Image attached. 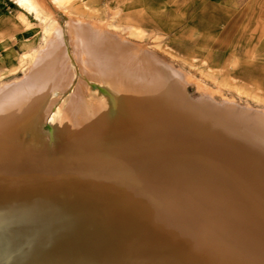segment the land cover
Here are the masks:
<instances>
[{
    "label": "rangeland",
    "instance_id": "obj_1",
    "mask_svg": "<svg viewBox=\"0 0 264 264\" xmlns=\"http://www.w3.org/2000/svg\"><path fill=\"white\" fill-rule=\"evenodd\" d=\"M16 3L19 6V0ZM31 4V8L18 7L26 30L35 34L26 50L30 54L18 57L17 70H0V89L26 79L35 58L58 30L66 41L71 71L68 86L53 89L43 109L13 136L14 158L33 161L57 157L64 147V131L60 129L59 133L57 127L63 126L68 107L78 97L86 106L95 103L93 85L100 86V83L90 67L84 65L83 68L80 64L78 47L70 38L73 25H80L86 34H94L105 47L113 38L124 40L130 45L134 59L144 56L146 59H140L147 60V57L156 56L158 60L155 61L162 68H172L185 75L186 94L194 100L207 94L216 103L234 101L240 107L264 110V0H31ZM97 106L100 108V103ZM134 115L130 113L127 117ZM68 125L67 131L71 127ZM217 144L218 149L208 152L204 148L199 153L201 148L198 147V154L194 153L198 158L210 157L212 161L208 159L206 163L167 157V161L176 165L170 175L175 187L169 193L166 190L170 189V183L164 182L162 174L154 176L149 183L164 200L173 194L184 197L190 190L195 192L201 211L210 223L225 224L226 227L221 225V231L236 234L235 240L240 237L238 232L244 233L247 238L241 237L247 243L246 254L264 264V252L255 247L249 232L250 229L260 234L255 221H264V213L249 205L261 204L255 200H259L258 194L250 186L242 185L246 177L235 171L232 145L225 148L219 141ZM247 150L244 148L240 152ZM150 152L144 153L147 163L155 156ZM238 156L256 167L264 179V159L260 154L248 152ZM207 164L210 170L206 173H212L217 189L203 184L202 175L206 173L201 167ZM49 172L32 170L21 176H7L0 202V221L3 227L12 226L16 233L31 236L35 241L21 249L32 253L31 257L36 250L43 256L54 253V258H61L60 264H87L89 248L93 249L95 258L109 246V259L126 264L125 253L136 246L140 238L137 211L125 205L120 207L116 202L118 194L103 188L100 191L78 188L75 182L54 175L57 169ZM136 179L143 181L139 182L141 187L156 198L144 183V176L138 175ZM248 196L252 197V202L248 201ZM83 225L88 230L83 235L84 241L80 238L85 230ZM10 246L9 249H15L13 240Z\"/></svg>",
    "mask_w": 264,
    "mask_h": 264
},
{
    "label": "bare ground",
    "instance_id": "obj_2",
    "mask_svg": "<svg viewBox=\"0 0 264 264\" xmlns=\"http://www.w3.org/2000/svg\"><path fill=\"white\" fill-rule=\"evenodd\" d=\"M32 4L31 0L19 2L20 6L28 8L33 7ZM71 29L70 38L78 47L80 64L90 67L100 83V86L93 85L95 103L86 106L78 97L68 107L63 126L57 127L59 133L60 129L64 131V147L57 157L33 161L14 158L13 136L43 109L53 89L68 86L71 71L68 50L63 34L58 30L35 58L26 79L0 89V202L8 175L21 176L32 170L50 173L49 170L57 169L54 175L75 182L78 188L92 191L103 188L119 195L116 202L120 207L125 205L137 211L138 220L135 219L140 222V238L138 244L125 253L126 264H261L246 254L244 233L238 232L240 237L235 240L236 234L221 231V225L226 227L225 224L210 223L201 211L200 199L195 192L190 190L184 197L173 194L164 200L149 181L162 174L164 182L170 183V189L166 190L169 193L175 187L170 175L176 165L167 161L168 158H191L206 163L208 159L212 161L210 157L202 155L198 158L199 155L194 153L198 154L204 148L208 152L218 149L219 141L225 148L232 145L235 152L230 157L235 171L246 177V183L242 185L250 186L259 197V200L254 199L261 203L249 205L264 213L263 175L238 156L249 152L260 154L264 159V110L240 107L234 101L216 103L207 94L194 100L186 94L185 75L172 68H162L156 63V56L147 57V60H141L146 59L144 56L134 59L130 45L122 39L113 38L105 47L98 37L86 34L80 25H73ZM96 88H99V96ZM145 97H149L148 101ZM130 113L135 115L128 118ZM68 124L71 127L67 131ZM198 147L201 149L197 151ZM244 148L248 150L240 152ZM148 151L155 155L151 163H147L144 156ZM209 167L207 164L201 170L206 173ZM206 174L202 175L203 184L215 189L212 173ZM138 175L144 176V183L156 198L141 187L144 179L137 180ZM168 179L171 181L167 182ZM190 184H187L189 189ZM246 198L252 202L251 196ZM255 222L260 234L249 229L250 236L255 247L264 252V221ZM1 223L0 231L4 228ZM11 234L15 235L12 237L15 249L21 250L24 245L35 242L31 236L22 237L15 231ZM8 245L0 240V249L7 246L9 250ZM110 251L106 246L101 255L94 258L96 254L89 248L87 264H119L109 259Z\"/></svg>",
    "mask_w": 264,
    "mask_h": 264
},
{
    "label": "crops",
    "instance_id": "obj_3",
    "mask_svg": "<svg viewBox=\"0 0 264 264\" xmlns=\"http://www.w3.org/2000/svg\"><path fill=\"white\" fill-rule=\"evenodd\" d=\"M19 6L16 0H0V70H17L18 57L30 54L26 50L35 34L26 30L20 18L22 13L18 10Z\"/></svg>",
    "mask_w": 264,
    "mask_h": 264
},
{
    "label": "water",
    "instance_id": "obj_4",
    "mask_svg": "<svg viewBox=\"0 0 264 264\" xmlns=\"http://www.w3.org/2000/svg\"><path fill=\"white\" fill-rule=\"evenodd\" d=\"M49 225H51V224H49ZM60 226L63 227V224H61ZM60 226H59V228H60ZM83 226L81 228H83ZM85 226H84V229L85 230L83 231V234L80 236V238L82 240L84 239L83 235L88 232L87 227H85ZM42 228H39V229L42 230ZM59 228H56V229H59ZM72 228H73V226H72ZM14 230L15 229H12V226H10V227H7V226L4 227L0 231V240H4L5 241V244H7V245L10 244V243H7V242H11L12 243V237H15V235H12L11 232H13ZM36 230H38V229H36ZM49 230H54V229L53 228H50ZM86 230H87V232H86ZM1 232H4V234H2ZM40 232H42V231H40ZM22 237H24V234H23ZM24 240L26 242H28V243H31L28 239H24ZM42 240H43V238H42ZM47 240H50V239H47ZM85 241L87 242V240H85ZM8 246H9V248H11L10 245H8ZM6 247L7 246H5V249H2V248L0 249V264H60V262H61V258H59V259L58 258H54L55 257L53 255L54 253H52L51 256L46 255V254H45V256H43V255H41L42 253L40 254L36 250V251H33L35 253L31 257V254L32 253L27 254L26 249H21V250H18V249H9V250H7ZM37 255H39V256H37Z\"/></svg>",
    "mask_w": 264,
    "mask_h": 264
}]
</instances>
